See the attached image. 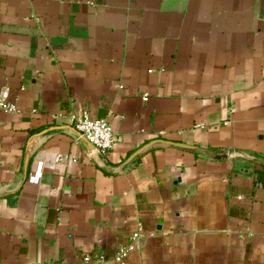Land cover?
I'll return each instance as SVG.
<instances>
[{
    "label": "crops",
    "instance_id": "crops-1",
    "mask_svg": "<svg viewBox=\"0 0 264 264\" xmlns=\"http://www.w3.org/2000/svg\"><path fill=\"white\" fill-rule=\"evenodd\" d=\"M0 91V264H264V0H0Z\"/></svg>",
    "mask_w": 264,
    "mask_h": 264
},
{
    "label": "built area",
    "instance_id": "built-area-1",
    "mask_svg": "<svg viewBox=\"0 0 264 264\" xmlns=\"http://www.w3.org/2000/svg\"><path fill=\"white\" fill-rule=\"evenodd\" d=\"M7 95L5 92L0 91V107L11 110L10 105H6ZM74 128L77 132L84 137V139L97 148L100 153L107 154L115 144V138L109 124L103 120H91L86 115L82 117H76L73 119ZM134 239L137 235H134ZM131 250L132 247H129ZM123 256V252H120L117 260H120ZM30 264H43V263H30Z\"/></svg>",
    "mask_w": 264,
    "mask_h": 264
},
{
    "label": "water",
    "instance_id": "water-1",
    "mask_svg": "<svg viewBox=\"0 0 264 264\" xmlns=\"http://www.w3.org/2000/svg\"><path fill=\"white\" fill-rule=\"evenodd\" d=\"M79 133V132H78ZM80 134V133H79ZM81 135V134H80ZM82 138H83V140L88 144V145H91V144H89L85 139H84V137L82 136ZM92 146V145H91Z\"/></svg>",
    "mask_w": 264,
    "mask_h": 264
}]
</instances>
